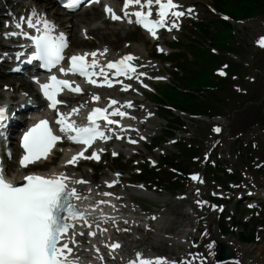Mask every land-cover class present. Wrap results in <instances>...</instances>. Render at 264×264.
Masks as SVG:
<instances>
[{"label": "bare ground", "instance_id": "bare-ground-1", "mask_svg": "<svg viewBox=\"0 0 264 264\" xmlns=\"http://www.w3.org/2000/svg\"><path fill=\"white\" fill-rule=\"evenodd\" d=\"M33 1H34L35 4L41 2V0H33ZM44 1H45V3L44 2L40 3L41 8L49 9L52 12V14H53L55 11L52 8L51 3H54V1L53 2H52V0H44ZM119 2H120V0H110V3H109L110 4V9H112L115 6H117L116 3H119ZM89 8L90 7H88V8H80L79 10H77L75 12L76 14H73L70 17L71 18V22H73L74 25H78L79 24V32L75 31L74 27L70 29L71 32H72L71 35H70V39L72 40V44L71 45H74L73 43H75V41H78V37H80V34H79L80 32L81 33L85 32L86 29L88 30L90 27L95 26L99 21L102 22V26H100V28L103 29V30H99V27L97 28L98 29L97 32L101 33L100 36H104L105 33L109 34V35L114 34V32H118L119 29H122L121 31H122V35L123 36H126V35L129 34V31L123 30V27L120 26L119 24L115 25V24L110 23L109 21H107L108 24H106V21L104 19H102L103 18V14L106 16V14L104 12L102 14V12H99L96 8H92V9H89ZM92 24H94V25H92ZM40 25H41L40 22H36L34 25H32L31 29L32 30H34V29H42V28H38V27H41ZM68 26L69 25H67V24L64 25V27L69 30ZM38 32H40V31H38ZM22 43L24 44V41ZM138 45L139 44L136 43V42L132 43V48H134V50L137 53L140 52V50L138 49ZM73 48L74 47H72V49ZM99 49H104V47H100ZM29 76H30L29 74L25 75V77H29ZM41 83H43V80L41 81ZM85 92L89 93V94H93V92H90V91H85ZM34 93L37 94L36 91ZM73 94L77 95L76 92H73ZM98 97H100V96H98ZM98 97H95V98H98ZM6 102L8 103L9 100H7ZM41 106H43V104H41ZM28 107H31V104L28 105ZM149 116H150V114H147V113H142V114H138L137 113V116L134 117V118H135V121H139V122L143 123V122L147 121ZM172 125L176 126L177 123H174ZM128 143L129 142H127L126 144H128ZM15 168H17V170H15V173L8 172V168L5 169V173H9V176L11 178H13L14 180L16 179V177H20L22 175L23 171H25V169L21 168L17 163H15ZM53 169H57L58 172H63V173H66V174H72L73 173L72 165L70 164L69 160H67L66 158L65 159H61L59 161V163H57L56 165H54L50 169H47V171H51L52 173H54ZM115 176H116V179H117V175H115ZM74 178H76V177H74ZM109 181L110 180H108V181H106L104 183V185L100 189V191L89 190L88 188H85L83 186H82L83 188L82 187L80 188V191L83 194L87 195V197L83 201V203L86 202V204H89V205L92 203V208L90 210L86 211V214H88V216H96V215L100 214V212H99V209H100L99 208V204L106 205L107 203H109V199H110L114 203V205H116L117 204V200L123 198L124 193H122V191L120 193V189L119 188L115 191V185H113L110 189H108L109 190L108 192H106L107 190L103 192L104 186H107ZM72 186L74 187L73 184H72ZM132 189H135V184L132 185ZM110 193H112V194H110ZM102 196H103V200H101L100 203H97L96 202L97 200L94 201V202L92 201L93 197H97V199H99ZM148 196L150 197L152 195L149 194ZM112 208H116V206L115 207L114 206L113 207L106 206L107 212L113 211ZM116 217H117V215H114L111 212L107 216L103 215L101 217L93 219L92 223L94 224V226L93 227H88L87 230H82V231H85V235L83 236V238L81 240H79L80 235L78 234V231L80 230V228H78V229H75V231H72L71 233H69V235L66 237L67 244H69L70 248L76 249L77 251H79L81 249L82 243L85 244L88 238L90 239V238H93L95 236H98L99 239H100L101 235L107 234L109 232H110V236H114V232H116V229L115 228L111 229L109 224H111ZM98 221H100V227L103 228V229H101V228L96 226ZM118 225H119V227H118L119 230L118 231L120 233H115V236H117V237L121 236V238H125L127 242L130 241L129 239L133 238L132 232L131 231H127L129 229H123L121 227V223L120 222H118ZM143 232H144L143 230L141 232H135L137 234L136 236L139 237V242H143V241L148 240V237H146L145 234H143ZM94 243H99V242L94 240L93 244ZM90 247L91 246H89V248Z\"/></svg>", "mask_w": 264, "mask_h": 264}, {"label": "rangeland", "instance_id": "rangeland-1", "mask_svg": "<svg viewBox=\"0 0 264 264\" xmlns=\"http://www.w3.org/2000/svg\"><path fill=\"white\" fill-rule=\"evenodd\" d=\"M41 2L43 3V0H41ZM41 2H39L38 4H40ZM213 17H215V15L211 14L209 12V10L207 11L206 8H204V13H202V19H213ZM263 24H264V16L263 17H257L254 18L250 21H248L246 24H240L239 26H237V30H238V35H237V39L239 42L242 43L243 48L246 52V56L242 57L241 60L243 61L244 64H246V62H249V66H248V73H249V77H257L256 80H258V72L259 70L256 68H251V65L254 62V59L256 57V52L255 49L253 48V45L251 44L252 40H253V36L262 32L263 31ZM103 30V29H102ZM100 39L102 36H100L101 33L97 32L96 30L93 31ZM130 35H126V36H120V33L117 32L115 35L111 34V36H108L107 34L104 35L106 36L105 41H107V43L113 45L115 47V49H119L123 46L124 41L125 40H132L133 38H138V35L141 36V39L144 41V36L141 33H138L136 31H132L130 30ZM183 38V37H182ZM91 45H94L93 43H91ZM132 46V44H131ZM130 46V47H131ZM243 64V65H244ZM245 66V65H244ZM259 77H262V80L264 79V75L259 74ZM10 80L6 77L2 78L0 80V83L3 84H9ZM14 85H16V81H13ZM243 87H246L245 85H242ZM18 90L16 91H11V93H16L18 96L20 94V87L17 88ZM10 91V90H9ZM0 93L1 94H5L6 95V91L2 90V88L0 89ZM264 94V88L262 91V95ZM264 105V102H263ZM228 111L226 108L223 109V112ZM264 113V111H263ZM232 123H234V119L233 118H229V122H227V125H230V131H233L235 124L232 125ZM208 125V124H207ZM198 136H203V139L201 141V143L206 147V142L209 139V130L207 129V127H204V124L199 123L198 124ZM250 136V135H247ZM254 140V139H253ZM264 140V133H262V136H258L255 138V142L257 144V148L253 149L255 154H258L261 150V144ZM253 154V157L254 155ZM230 162L233 164V166L237 169H239L240 167L243 168V164L242 162L239 161V159H235V157H231ZM108 166H110L111 160L109 159L107 161ZM79 170L86 174V175H90V168L85 165L79 168ZM98 174L101 178H103V176H105L107 174V168L105 166H103L100 170H98ZM257 179L260 181V184L262 186H264V176L262 177H257ZM211 185V183H209ZM176 204H174V208H173V217L174 220H176L177 217V213L178 215H180V213L182 211H184V207L183 205L180 204V202L178 200L175 201ZM177 205H178V209H177ZM264 234V233H262ZM171 250L170 246L168 244H165L163 247V253H167ZM244 252L246 254L247 257H252L257 261H260V264H264V235L262 236V240L258 241V243L253 247V246H246L244 247Z\"/></svg>", "mask_w": 264, "mask_h": 264}, {"label": "trees", "instance_id": "trees-1", "mask_svg": "<svg viewBox=\"0 0 264 264\" xmlns=\"http://www.w3.org/2000/svg\"><path fill=\"white\" fill-rule=\"evenodd\" d=\"M257 2H258L257 0H222L221 2H219L218 6L220 8H223V9L226 7V5L228 6V8H232V4L235 3L234 4V6L236 7V8H234L235 11L238 14H240L242 12L245 14V13H249V12H254L257 9H259ZM242 3H244V5L240 6V4H242ZM243 8H245V9H243ZM206 33H207V31H206Z\"/></svg>", "mask_w": 264, "mask_h": 264}, {"label": "water", "instance_id": "water-1", "mask_svg": "<svg viewBox=\"0 0 264 264\" xmlns=\"http://www.w3.org/2000/svg\"><path fill=\"white\" fill-rule=\"evenodd\" d=\"M105 38H106V36H102L100 39V42L101 43H107V41H105ZM226 254H229V253H226Z\"/></svg>", "mask_w": 264, "mask_h": 264}]
</instances>
